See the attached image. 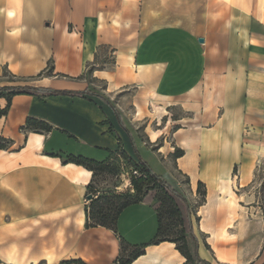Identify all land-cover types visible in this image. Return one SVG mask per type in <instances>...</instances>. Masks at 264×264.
Returning a JSON list of instances; mask_svg holds the SVG:
<instances>
[{
    "label": "crops",
    "instance_id": "obj_1",
    "mask_svg": "<svg viewBox=\"0 0 264 264\" xmlns=\"http://www.w3.org/2000/svg\"><path fill=\"white\" fill-rule=\"evenodd\" d=\"M20 86L91 89L113 104L131 92L135 112L178 107L205 122L176 124L171 135L183 151L176 171L189 177L190 190L205 186L195 225L190 217L197 255L209 264L264 262L253 251L251 221L236 220L245 214L234 207L235 149L224 143L253 130L264 112V0H0V89ZM6 94L0 264H115L122 245L124 255L143 250L130 264L185 263L175 244L152 243L158 221L151 196L125 208L114 229L87 220L92 172L69 158L111 162L119 143L137 161L133 150L146 148L128 119L121 116L126 132L95 96L15 95L8 104ZM28 119L49 131L26 129ZM165 170L167 180L158 175L182 195Z\"/></svg>",
    "mask_w": 264,
    "mask_h": 264
},
{
    "label": "rangeland",
    "instance_id": "obj_2",
    "mask_svg": "<svg viewBox=\"0 0 264 264\" xmlns=\"http://www.w3.org/2000/svg\"><path fill=\"white\" fill-rule=\"evenodd\" d=\"M7 80L10 76L4 75ZM131 92L124 93L115 98L114 104L121 111L122 119L127 125V119L144 142L146 149H139V155L156 173L165 175V168L177 180L182 195L184 196L190 211L191 222L196 223L195 214L204 200L205 186L196 185L195 191L190 190V179L176 171L174 166L176 147L171 142L172 131L176 126L191 127L205 125V122L194 121L190 113L183 109L172 108L165 110L157 106L147 105L145 112L134 111L131 105ZM261 119L254 123L253 130L244 129L240 137L227 138L226 146L234 147L230 177L234 181V207L244 212V217H236V220L249 219L251 221V242L258 238V246L253 250L257 257L264 256V112H260ZM179 119V121H175ZM177 124V125H176ZM151 140H154L153 142ZM167 142V151L159 150L161 145ZM214 157L217 155L214 154ZM219 160L221 156L219 155ZM204 158V157H203ZM111 167L103 172H97L93 180V194H123L130 190V177L134 176V170L121 157L114 156L110 162ZM167 180V177H163ZM168 236L174 238L179 231L173 221L166 220ZM255 231V232H254ZM203 238H201L202 240ZM190 251L193 250L191 240L188 239Z\"/></svg>",
    "mask_w": 264,
    "mask_h": 264
},
{
    "label": "trees",
    "instance_id": "obj_3",
    "mask_svg": "<svg viewBox=\"0 0 264 264\" xmlns=\"http://www.w3.org/2000/svg\"><path fill=\"white\" fill-rule=\"evenodd\" d=\"M50 70L51 68L48 66L47 70L42 74L49 73ZM91 70V68L88 69L87 73H90ZM0 92H7L6 97L8 100V104L10 98L15 95L40 96L43 98L51 96H67L79 98H83L85 96H95L100 98L113 111L118 124L124 131L127 132L121 121V115L115 105L105 96L91 89L85 90L83 92H73L20 86L1 88ZM8 104L1 111L3 115L8 108ZM26 129L36 132L49 131V127L46 124L32 119H28L26 121ZM7 146V142L0 138V149H5L7 148ZM133 151L137 158V161H134L132 158H130L124 152L119 143L118 149L115 152H109L110 158H113L114 156L121 157L136 173L134 176L130 177L129 181L132 194L126 192L116 195H94V177L97 172H103L111 167L112 164H110V162L108 161L109 159L103 162H96L83 157L71 156L69 158V161L71 163L81 165L92 172V181L88 186V195L92 196V200L88 201V207L86 208L87 220L92 225H97L107 229H114L119 214L125 208L136 203L144 202V200L148 196H151L155 200L153 207L156 210L158 221L157 232L152 243L158 244L162 242H170L175 244L177 251L185 258L184 264H209L208 262L201 260L197 255V240L192 234L190 211L186 200L182 195L170 188V186L163 180L161 175L156 174L149 167V165L139 155V152L137 150L134 149ZM174 155L175 159L180 158L183 156V151L177 149ZM198 185L202 186L200 182ZM203 196L205 197V192ZM166 220L173 221V224L178 227L179 231L177 232L176 237L171 238L168 236V226L167 224H165ZM188 239H190L192 242V251L189 250L190 245ZM125 251V246L122 245L121 254L115 264H130L132 260L139 257L143 252L142 248H138L131 252H128L127 255H124ZM262 264H264V262Z\"/></svg>",
    "mask_w": 264,
    "mask_h": 264
},
{
    "label": "water",
    "instance_id": "obj_4",
    "mask_svg": "<svg viewBox=\"0 0 264 264\" xmlns=\"http://www.w3.org/2000/svg\"><path fill=\"white\" fill-rule=\"evenodd\" d=\"M198 42H199V43H202L203 40H202V39H199ZM86 200H87V201H91V200H92V196H91V195H88V196L86 197Z\"/></svg>",
    "mask_w": 264,
    "mask_h": 264
},
{
    "label": "bare ground",
    "instance_id": "obj_5",
    "mask_svg": "<svg viewBox=\"0 0 264 264\" xmlns=\"http://www.w3.org/2000/svg\"><path fill=\"white\" fill-rule=\"evenodd\" d=\"M228 189V188H227ZM222 191L224 192V189H222ZM231 193V192H230ZM231 196V195H230ZM233 201V200H232Z\"/></svg>",
    "mask_w": 264,
    "mask_h": 264
},
{
    "label": "built area",
    "instance_id": "obj_6",
    "mask_svg": "<svg viewBox=\"0 0 264 264\" xmlns=\"http://www.w3.org/2000/svg\"><path fill=\"white\" fill-rule=\"evenodd\" d=\"M136 173L135 172H133V175H135Z\"/></svg>",
    "mask_w": 264,
    "mask_h": 264
}]
</instances>
